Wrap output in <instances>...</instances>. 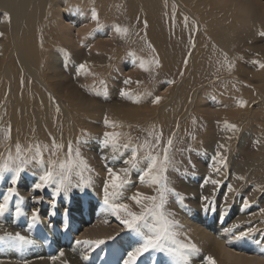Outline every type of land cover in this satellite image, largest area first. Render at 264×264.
<instances>
[{
	"label": "bare ground",
	"instance_id": "bare-ground-1",
	"mask_svg": "<svg viewBox=\"0 0 264 264\" xmlns=\"http://www.w3.org/2000/svg\"><path fill=\"white\" fill-rule=\"evenodd\" d=\"M93 9L98 13L100 23L104 27L89 36L88 34L96 29V21L91 18ZM63 16L67 19L63 20ZM185 16L190 21L187 27L184 24ZM88 19L91 22H87ZM193 23L198 26L197 31H193ZM114 24L129 27L128 39L137 37V45L134 43L137 48L134 45L131 47V53H135V56H132L135 62L140 57H151L154 49L160 65L152 72L171 77L178 75L176 96L163 98L160 104L156 105L159 113L156 121L169 104V114L174 119L178 116L183 101L192 102L191 97L195 95L206 98L207 92L201 90L206 75L212 76V81L220 77L213 86L219 87L214 91L221 90L217 95L225 102L223 107L229 108L230 92L232 102H237V94L245 96L252 93V89L255 90V100L264 103V69L252 63L256 60L264 63V36L260 34L264 32V0H0V33H3V36H0L1 140L8 142L9 147H15L17 142L22 146L31 143L50 146L55 138L57 144L64 145L59 153L62 156L70 141L73 144L82 137L79 132L85 125L82 122L86 117L80 116L79 120H76L69 100L72 97L79 98V92L91 86L94 78L103 77L104 72L107 73L111 69L113 71L119 66L122 57L119 55L120 46L117 43L119 36L112 29ZM148 44H151V49ZM222 53H227L229 60L235 64L231 72L226 69L217 71V61L223 59ZM186 58L187 65L184 64ZM85 62L95 75L77 76L78 65ZM129 67L145 74L134 63H130ZM71 74V82L77 78L76 87L79 86V90H73L70 85L65 84L70 81ZM190 92H194L190 94L191 97ZM51 98H54L55 102ZM57 104L59 112L56 111ZM123 104L124 102H121L120 105ZM78 107L84 109L79 104ZM190 110L191 105L188 103L176 119V126H181L182 119ZM213 119L223 124L229 121V117L223 114L216 115ZM126 120L133 122L130 118L113 121L118 123ZM171 123L172 120L168 124L154 127L156 130L163 128L169 131ZM9 125L10 139L5 140L4 134ZM152 128L153 126L147 124L142 126L146 132ZM29 135L32 138L26 140ZM227 143L229 145V140ZM6 148L0 146V149ZM47 155L46 152L45 156ZM255 160H260L259 156ZM247 167L246 164V169ZM26 171L21 174L15 185L18 196L13 197L9 211L0 217V230L13 234L20 232L30 237L33 242L44 240V248H41L45 250L61 248V235L53 236V231H65V208L68 209L69 215L76 212L79 218L88 216L92 197L90 200L88 195L86 199L85 196L77 199V196L72 194L74 201L71 205L63 203L62 198H56V215L50 216L53 200L51 191H34L33 185L37 182L40 171L35 167H29ZM4 175L0 176V199L7 188L12 186L11 174ZM190 192H197V188L191 189ZM45 194L48 199L44 198ZM19 197H23L21 207L24 215L16 217L14 211ZM34 197H42L43 200L37 204ZM99 197L102 200L100 195ZM95 204L100 210L102 201L95 199L92 206ZM34 208L40 210L38 221L29 226ZM235 212L230 221L237 220L242 213L240 210ZM100 218L101 221L93 229L87 230L82 236H75L76 241L100 239L120 233L117 239L92 252L88 251L87 246L76 244L73 239L67 248L63 249L64 254H68L67 259L72 258L75 264H107L109 261L121 264L127 251L137 245L139 237L122 231V225L114 218L108 217L110 222L107 224L103 223L104 218ZM222 222L221 217L217 215L212 219L197 214L183 216L185 230L187 229L191 237L202 245L207 255H213L217 261L218 250L224 248V241L235 239L237 236V230L229 227V224L224 227L221 225L217 229L209 226L220 225ZM255 236L259 240L247 236L236 242V248H230L235 252L245 249L248 255H228L225 259L231 260L233 264H264V256L258 254V250L264 248V240H261L260 235ZM23 247L0 243V253L7 250L22 256L20 252ZM27 252L32 257L42 254L28 248ZM86 254L89 255L88 261L82 258ZM1 256L13 260L12 256L6 254ZM61 261L66 260L61 258ZM191 261L193 264H199L194 258ZM140 262L171 264L170 258L161 253L148 254L142 257Z\"/></svg>",
	"mask_w": 264,
	"mask_h": 264
},
{
	"label": "rangeland",
	"instance_id": "rangeland-1",
	"mask_svg": "<svg viewBox=\"0 0 264 264\" xmlns=\"http://www.w3.org/2000/svg\"><path fill=\"white\" fill-rule=\"evenodd\" d=\"M66 19L63 16V20ZM88 21L91 22L90 19ZM136 39L137 37L135 39L118 37L117 43L120 46L119 55L122 57V60L117 69L113 71L112 69L111 71L108 70L107 73H103V77L94 78L91 86L85 87L84 91L79 92V98L72 97L69 100L74 118L79 120L80 116L86 117V120L82 122L85 125L82 126L79 132L82 134V137L79 138V147L82 155L93 169V172L85 173L86 176H92V182L84 191L73 189L67 197L64 198V195H61L57 198H62L63 203L67 202L71 205L74 201V195L75 197L77 196V199H80L82 196H85L86 199L88 195V199L90 200L92 197V200H90L91 205L88 207L89 209L91 208L89 210L90 216L85 215L79 218L76 212L68 214V227H64L65 231L60 232L58 230L57 233L53 231V236L57 234L61 235V248H55V250L42 249L41 247L44 248L42 246L44 240H39L32 244L24 245L20 252L22 256H17L5 250L0 253V263L75 264L72 258L67 259L68 254H64L63 257L59 256L60 251L64 252L65 250L63 249L67 248L68 243L72 242L73 239L76 241L75 236H82L87 230L93 229L101 221V218H98L97 215L99 208L96 204L92 206V202L95 199L103 202V188L104 181L107 178V168L112 167L118 170L126 167L122 161L112 162L108 160L106 162L102 158L112 155L110 149H105L101 146L100 141L103 138L104 132H120L124 134V140L130 138L135 143L143 141L148 132L142 129L143 125L147 124L150 127H154L160 124H168L170 120L173 121V123L169 124L170 130L166 131L162 128L163 140L166 143L168 137L172 133H175L173 156L179 171H170L169 177L171 186L185 196L183 204L186 206L181 207L176 197L170 195L166 207L167 211L174 214L171 218L183 225L184 230L182 229V231H186L190 237L191 235L187 229L185 230L186 227L183 223V216L185 214H188V216L192 214L203 215L209 219L217 215L221 217L223 222L220 225H209L211 228L217 229L221 225L224 227L229 224V227L237 230V234H235L237 236L241 232L251 230L248 236L257 238L255 235H260L261 240H264V211H262L264 210V135H262L264 134V103L255 100V90L252 89V93L245 96L237 94L239 100L247 102L245 107H240L238 101L232 102V92L229 93V108L223 107L225 102L217 95L221 90L214 91L219 87L213 86L217 82L216 79H220V77H216L212 81L213 77L206 75L204 76V85L201 89L207 92L205 93L206 98H202L199 95L191 97L190 94H194V92L189 93L192 102L183 101L184 103L180 112L188 103L191 105V110L182 119L183 123L181 126L175 125L180 112L173 119L169 114L170 104L162 111L158 121H156L159 113H157V104H153L152 99L155 96H161L162 99L169 98L172 95L176 96L175 88L179 84L178 75L177 77H171L157 72L140 74L134 68H130V63L136 65L131 55V47L134 45L137 48ZM125 60L127 63L123 64ZM72 77L73 75L71 74L70 81L65 82V84L70 85L73 90H79V86L76 87L77 78L71 82ZM128 78L131 79L132 83L125 84L124 81ZM100 81H104V83L101 84ZM136 81H140V83L137 84ZM166 81H172V83H166ZM122 89L125 91L131 90L137 95L141 93H150V95L145 96L142 103L136 104L127 97L121 96ZM98 90L102 91L101 95L94 94ZM121 102H124V104L120 105ZM78 104L83 106L84 109L81 110ZM220 114L229 117L228 122L236 125V131L226 129L223 123H218L213 119V117ZM119 118H130L133 122H129V120L118 123L114 122L119 120ZM105 119L114 122L117 126L115 128L106 127L104 123ZM193 119L196 120L195 125H193ZM193 135L195 139H192ZM230 136H232L231 139H229ZM30 138H32L31 135L26 140ZM228 140L229 145L227 143ZM230 141L235 142V144ZM256 141H259V143H256ZM221 144L225 146L222 149L219 147ZM76 145L77 142H74L73 146L75 147ZM0 146L8 148L10 144L0 139ZM189 147L193 151H187ZM11 148L14 151V147ZM0 151L4 152L5 149H0ZM218 151L226 156L227 166L222 167L220 172H214L212 169L218 166L214 159ZM257 156H259L260 160H255ZM189 159L191 163H189ZM246 164L248 165L247 169ZM138 173L139 169L133 170L129 175L128 179L130 183L124 191L122 201L128 203L133 211H139V207L128 199L131 195L136 191L153 194L151 187L140 182ZM208 177L221 181V184H205L204 180ZM96 181H102V183H97ZM193 188H197V192H190ZM47 191H51V189H45L44 193ZM99 195L102 197V200ZM47 196L44 198L48 199ZM202 197H208L209 199L208 201H204ZM245 198L250 202V206L247 208L243 207ZM206 206H208L207 210H205ZM236 210H240L242 213H240L237 220L230 221ZM54 220L56 221V219ZM115 221L119 223L117 220ZM35 227L37 228L38 226L36 225ZM4 233L3 230H0V235ZM125 234L127 233H123V235ZM230 236L232 237L233 234ZM28 238L30 239V237ZM191 239L202 250L198 256L193 258L199 264H202L203 257L208 253L203 250L202 245L198 241L193 237ZM223 247L218 250V264H233L231 260L225 259L228 255H248L246 251L235 252L233 249H230L226 241H224ZM27 248L32 251L37 250V252L42 254L32 257L28 255ZM2 254L12 256L13 260L1 256ZM52 257H56V259L53 260ZM118 257L121 258L119 255ZM61 258L66 261L62 262ZM107 264L113 263L109 261ZM139 264H143V262ZM191 264H193L192 261Z\"/></svg>",
	"mask_w": 264,
	"mask_h": 264
},
{
	"label": "snow or ice",
	"instance_id": "snow-or-ice-1",
	"mask_svg": "<svg viewBox=\"0 0 264 264\" xmlns=\"http://www.w3.org/2000/svg\"><path fill=\"white\" fill-rule=\"evenodd\" d=\"M92 20L96 21V29L90 32L88 35L92 36L96 31L102 29L104 25L100 23L99 15L95 9L92 10ZM190 21L187 16L184 17L185 27L189 25ZM145 28H147V21L144 22ZM114 33L120 38H127L130 35V29L127 26L121 24H114L112 26ZM198 26L193 23V31H197ZM264 36V32L260 33ZM3 36V33H0ZM151 49V44H148ZM194 47V44H193ZM151 57H140L136 59V65L140 70L151 73L155 67L160 65L159 59L154 54ZM135 56V53H131ZM191 55V52H189ZM223 59L218 60L219 65L217 71L220 69H226L231 72L235 67L233 61L229 60L227 53H222ZM187 58L184 64L187 65ZM258 68L264 69V63L259 60L253 61ZM95 75L88 68L87 63H81L77 67V76ZM101 84L104 81H100ZM125 84L132 83L128 78L124 81ZM137 84L140 81H136ZM166 83H172V81H166ZM83 87V86H82ZM95 87V85H93ZM95 95H101L102 91L98 90ZM121 96L127 97L133 103H142L144 97L150 95V93H141L139 95L133 93L131 90H121ZM53 102H55L54 98ZM162 100L161 96H155L152 99L153 104H159ZM238 105L245 107L247 102L239 100ZM56 111L59 112V105L57 104ZM106 127L115 128L117 125L114 122H110L107 119L104 121ZM219 123V122H218ZM196 124V120L193 119V125ZM224 127L231 131H236V125L231 124L228 121L224 122ZM11 134V126H8L7 131L4 134V139L9 140ZM123 135L120 132L106 131L103 134V138L100 141L101 146L105 149H110L112 155L102 157L106 162L111 160L112 162H120L126 166L120 169H114L112 167L107 168V178L104 181L103 188V202L98 212V218L102 217L103 223H109L108 217L115 218L122 225V231L135 234L139 237V242L131 250L127 251L126 256L122 258L121 264H139L142 257L146 254L161 253L170 258L171 264H191V259L198 256L201 253V248L192 241L191 237L186 231H182L183 225L178 221L172 219L173 213L167 211V203L169 196L176 197L181 207H186L183 204L185 196L178 192L171 186V180L169 177L170 171H179L177 163L173 156V146L175 133H172L166 141L163 140V130H156L153 127L149 130L143 139V141H137L133 143L131 139H123ZM195 139V136H192ZM231 139V137H229ZM86 143V141H85ZM259 143V141H256ZM79 138L77 145L74 147L70 141L67 145V150L64 155H60V151L64 148L63 144H57L55 138L52 139L51 145H44L41 143H31L27 146H22L19 142L15 144L14 151L11 147L5 149L4 152H0V176L6 173L11 174L10 183L12 186L8 187L6 192L0 199V217H3L5 213L9 211V204L14 196H18L15 185L18 183L21 174L24 173L29 167L38 168L40 175L37 182L33 185L34 191H43L45 189H51L52 204L50 206V216L56 215V198L64 195L65 197L73 189H84L91 185L92 176L85 175V173L93 172V169L89 165L87 159L82 155ZM221 149L225 146L221 144ZM187 151L191 152L193 149L189 147ZM48 153L47 157L45 153ZM214 159L217 162V167L212 170L214 172H220L222 167L227 166V158L220 151L216 153ZM189 163H191L189 159ZM139 169V180L141 183L147 184L153 189V194H148L141 191H136L128 199L133 201L138 207L139 211H133L128 203H124L123 194L129 185V175L133 170ZM204 183H211L213 185H220L221 181L205 178ZM231 190V187H230ZM34 202L39 204L42 202V197H34ZM208 197H202V200L208 201ZM23 197H19L16 205L14 215L20 217L24 215V211L21 207ZM250 206V202L245 198L244 208ZM205 207V210H207ZM39 209L34 208L30 217V225L37 223L39 217ZM264 211V210H262ZM64 227H68L67 217L68 209L64 210ZM249 231L241 232L235 239H228L226 244L229 248H236L237 241L247 237ZM120 233L115 236H107L100 239H84L77 240L75 243L87 246L89 252L95 251L102 245H106L111 241L117 239ZM183 237V238H181ZM0 243H5L10 246H24L32 244L33 241L20 232L11 233L5 232L0 235ZM241 251H246L241 249ZM258 254L264 256V248L258 250ZM59 256L63 257L64 252L60 251ZM85 261L89 260V255L82 257ZM53 260L56 257H52ZM202 264H218L217 259L209 254L203 257Z\"/></svg>",
	"mask_w": 264,
	"mask_h": 264
}]
</instances>
